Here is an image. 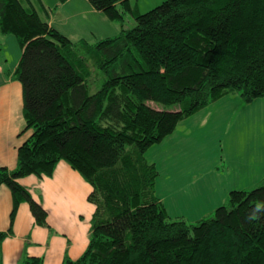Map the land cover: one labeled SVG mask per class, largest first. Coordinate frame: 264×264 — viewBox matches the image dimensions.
Wrapping results in <instances>:
<instances>
[{
	"label": "trees",
	"instance_id": "1",
	"mask_svg": "<svg viewBox=\"0 0 264 264\" xmlns=\"http://www.w3.org/2000/svg\"><path fill=\"white\" fill-rule=\"evenodd\" d=\"M88 2L111 21L134 15L128 0ZM24 3L0 0V37L12 35L21 50L13 76L21 133L30 132L15 168L0 166V187L13 200L0 243L21 203L47 227L46 211L18 180L51 177L62 161L91 187L95 207L86 249L62 264H264V179L230 191L210 218L171 221L144 157L178 121L230 91L246 103L264 97V0H165L117 37L80 49ZM89 62L107 74L93 92Z\"/></svg>",
	"mask_w": 264,
	"mask_h": 264
},
{
	"label": "rangeland",
	"instance_id": "2",
	"mask_svg": "<svg viewBox=\"0 0 264 264\" xmlns=\"http://www.w3.org/2000/svg\"><path fill=\"white\" fill-rule=\"evenodd\" d=\"M128 1L133 14L138 15L165 0ZM30 2L49 27L78 49L81 41L93 45L135 25L134 15L125 14L122 23L111 21L90 8L88 0L86 8L92 14L83 12L84 7L78 9L76 0H66V6L57 10L61 0ZM8 38L17 48L16 39ZM3 45L2 36L0 60L3 67L10 68L17 53L12 46L4 49ZM80 52L83 57L82 49ZM90 66L87 86L93 92L107 74L94 64ZM144 157L157 170L153 193L161 199L169 220L192 224L210 218L217 207L226 204L230 191H250L264 179V97L246 103L236 91H230L178 121L172 133L148 148Z\"/></svg>",
	"mask_w": 264,
	"mask_h": 264
},
{
	"label": "crops",
	"instance_id": "3",
	"mask_svg": "<svg viewBox=\"0 0 264 264\" xmlns=\"http://www.w3.org/2000/svg\"><path fill=\"white\" fill-rule=\"evenodd\" d=\"M76 1L78 9L84 7L83 12L93 13L86 8L87 0ZM64 6L66 0L55 9ZM10 36L13 37L3 36L4 49L12 46L17 54L10 68L3 67L0 60V166L12 170L16 166L17 149L30 132L21 133L25 124L22 88L13 76L21 50L8 38ZM18 183L46 211L47 227L35 223L26 203L19 204L11 224L12 234L0 243L2 264H19L24 257L40 258L43 264H62L65 257L71 260L79 258L87 247L90 222L95 211L87 200L91 187L62 161L57 163L51 177L38 179L27 176L20 178ZM11 210V193L7 187L1 186L0 232L8 230Z\"/></svg>",
	"mask_w": 264,
	"mask_h": 264
}]
</instances>
